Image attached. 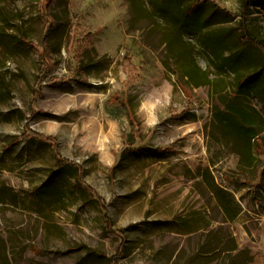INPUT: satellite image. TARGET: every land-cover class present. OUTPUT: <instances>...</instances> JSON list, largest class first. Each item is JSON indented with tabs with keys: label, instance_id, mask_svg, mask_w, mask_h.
<instances>
[{
	"label": "rangeland",
	"instance_id": "1",
	"mask_svg": "<svg viewBox=\"0 0 264 264\" xmlns=\"http://www.w3.org/2000/svg\"><path fill=\"white\" fill-rule=\"evenodd\" d=\"M251 1L183 0L207 27L168 50L172 22L151 0H135L143 16L127 0H57L51 23L43 0H0V264H264V131L248 166L213 123L247 81L264 125V50L242 35L264 43ZM211 31L240 77L204 45ZM179 53L211 84L188 86Z\"/></svg>",
	"mask_w": 264,
	"mask_h": 264
},
{
	"label": "trees",
	"instance_id": "2",
	"mask_svg": "<svg viewBox=\"0 0 264 264\" xmlns=\"http://www.w3.org/2000/svg\"><path fill=\"white\" fill-rule=\"evenodd\" d=\"M127 1L130 2L132 11L134 12L133 14H137V16H143L142 14H140V11L138 9L141 7L136 4L135 0ZM182 1L183 0H151V2H154L155 8L158 10L157 13L164 18H168L172 22L171 26L173 31L166 39V42L169 45L168 50H172V45H174V43L177 41L178 34L183 32L194 34L195 32L203 30L207 27V25H205V22H203L204 20L200 21L198 19V4H196L195 2L187 7L182 8ZM251 2V0H248V3L245 2L244 7L247 6L248 8ZM56 3L57 0H43L42 2L48 23L56 21L55 16L51 14L52 6ZM255 6L256 8L264 9V0H257ZM192 23H194L195 25L191 26ZM243 28V39L249 41L251 46H255L257 44L264 50V43H262L261 41H254L253 37L251 39V36L248 33L246 27L243 26ZM209 33H214L216 36H218L219 39L215 42L212 41L213 39L210 38L211 35ZM222 33L223 31L208 32L207 35H205L206 38L204 40V45L213 53V57H216L218 60L222 61V66L229 67L237 77H240L238 67L236 65H233L235 58L231 56L224 57L223 55V50L228 49V47H226L223 43L224 34ZM90 37L91 35L88 34L85 36L84 40H88ZM236 42H238V40H235V43ZM47 50L49 49L47 48ZM176 57H178L177 59L183 60L180 74L181 78L187 79V82L189 84L188 86L196 88L202 85L211 84V81L208 79V73L199 67V65L191 55H189L188 53H179L176 55ZM49 60L52 61L51 59ZM54 68L55 67H53V63H51L46 70L48 73H50ZM123 68L127 77L124 83V88H126L137 80V68L132 63L131 58L127 56H125L123 59ZM237 85L240 92H235V94H233L231 98L224 99V108L222 110L216 108L213 116V123L224 139L239 147L237 150V154H239L242 160L246 161V164L250 166L252 163H254V142L257 143L259 136L264 131V125L259 112L255 109V107H253V105H251L249 99L247 98V95H249L250 93L249 83L245 81L237 83ZM226 89L227 88L224 87L222 90L225 91ZM39 98L40 95H37L34 99V102H36V100H38ZM137 138L138 137H136L135 139ZM47 140L52 141L53 139L47 138ZM64 162H66L67 166L73 168L76 171L78 187L81 188L83 185V171L81 170V167L68 161ZM92 192L96 195L94 191ZM218 192H222V190L216 188V194ZM218 197H220V195H218ZM96 201L99 203L102 212L104 213V232L108 237L121 241V251L126 242L123 235L125 231H115L112 229L111 218L107 214V208L104 204V200L96 195Z\"/></svg>",
	"mask_w": 264,
	"mask_h": 264
},
{
	"label": "crops",
	"instance_id": "3",
	"mask_svg": "<svg viewBox=\"0 0 264 264\" xmlns=\"http://www.w3.org/2000/svg\"><path fill=\"white\" fill-rule=\"evenodd\" d=\"M258 9V13L261 14L262 11H264V9H261V8H257ZM262 15H264V13L262 12Z\"/></svg>",
	"mask_w": 264,
	"mask_h": 264
}]
</instances>
